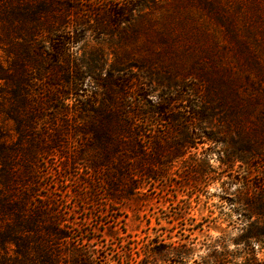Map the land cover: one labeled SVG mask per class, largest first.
Wrapping results in <instances>:
<instances>
[{"label":"trees","instance_id":"obj_1","mask_svg":"<svg viewBox=\"0 0 264 264\" xmlns=\"http://www.w3.org/2000/svg\"><path fill=\"white\" fill-rule=\"evenodd\" d=\"M154 6L158 11L153 17L138 16L134 23V13ZM148 29L152 36L147 37ZM103 37L141 46L152 42L157 50L148 53L145 65L111 66L104 72L94 67L102 56L84 50L89 38ZM0 50L9 60L6 67L0 64L9 105L3 113L17 139L10 145L0 141V264H92L90 253L74 241L69 245L68 227L58 210L65 199H55L54 188L45 196L36 190V181L46 175L48 153L56 152L64 161L54 169L63 178L60 183L71 180L62 175L67 165H83L91 176L111 172L106 181L98 178L110 188L119 187L121 180L133 186L134 180L163 178L153 171L154 158L140 153L144 147L133 123L135 109L119 107L133 84L116 85L115 79L130 67L161 72L167 80L175 75L195 80L185 88L202 99L186 110V148H191V135L208 110L195 107L203 99L235 112H251L262 98L264 105L260 0H0ZM95 73L101 81L96 90L107 93L108 106L97 108L91 127L86 120L91 110L82 94L84 80ZM155 109L152 114L169 113ZM167 120L175 124V115ZM68 139L80 141L71 157L64 152ZM90 150L93 160H81Z\"/></svg>","mask_w":264,"mask_h":264},{"label":"rangeland","instance_id":"obj_2","mask_svg":"<svg viewBox=\"0 0 264 264\" xmlns=\"http://www.w3.org/2000/svg\"><path fill=\"white\" fill-rule=\"evenodd\" d=\"M157 11L155 6L142 8L139 15L134 13L133 21L137 23L138 16L153 17ZM145 33L152 36L149 29ZM84 50L102 56L94 67L105 72L111 66L145 65L148 53L157 48L152 42L141 46L136 41L117 43L103 37L89 38ZM8 61L0 50V64L6 67ZM136 67L115 79L116 85L133 84L119 107H133L137 112L133 123L144 147L140 153H149L154 158V173L164 176L147 183L134 180L133 186L121 180L119 187L110 188L98 178L106 181L111 172L91 176L83 165H67L62 175L71 180L60 183L63 178L54 169L64 161L56 152L48 153L46 175L36 181L40 186L36 190L45 196L54 188L55 199H65L58 210L68 227L69 245L74 241L77 248L90 253L92 264H264L263 98L251 112L208 105L203 99L195 107L208 110L191 135V148H186V110L202 99L185 88L195 80L177 75L167 80L161 72L149 74ZM98 79L95 73L84 80L82 96L91 110L86 119L91 127L97 120V108L108 106L107 93L96 90ZM2 89L0 84V141L10 145L17 139L12 122L3 113L9 105ZM155 107L169 113L152 114ZM173 115L176 122L171 125L167 118ZM157 139L160 142L154 148ZM79 144V140H67V157ZM92 157L95 152L90 150L81 160ZM59 189L67 194L63 196Z\"/></svg>","mask_w":264,"mask_h":264}]
</instances>
